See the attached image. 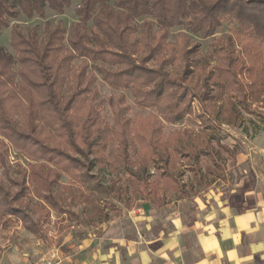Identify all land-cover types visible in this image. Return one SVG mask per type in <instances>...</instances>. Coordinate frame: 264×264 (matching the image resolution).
Segmentation results:
<instances>
[{"label":"trees","instance_id":"16d2710c","mask_svg":"<svg viewBox=\"0 0 264 264\" xmlns=\"http://www.w3.org/2000/svg\"><path fill=\"white\" fill-rule=\"evenodd\" d=\"M72 2L0 0L11 47L0 46V227L18 222L37 238L50 223L97 227L138 202L195 198L240 152L221 125L264 98V0H78L68 26L46 19ZM20 16L44 19L41 34ZM224 21L236 27L202 61L192 36L212 37ZM98 80L148 111L130 116L119 92L106 119ZM10 148L25 164L8 162ZM95 164L113 177L102 181Z\"/></svg>","mask_w":264,"mask_h":264},{"label":"rangeland","instance_id":"374dc122","mask_svg":"<svg viewBox=\"0 0 264 264\" xmlns=\"http://www.w3.org/2000/svg\"><path fill=\"white\" fill-rule=\"evenodd\" d=\"M77 5L78 0H73L72 5L63 14H56L46 9V19L52 24L61 20L65 26H68L76 19L75 7ZM43 21L44 19L38 17L28 20L23 16L16 20L23 29L35 24L39 25L40 34ZM235 27V24L224 21L212 37L200 39L196 35L192 36V40L200 42L202 61H206L211 52V40L228 35ZM179 29V27L172 29L170 39H174ZM0 46L11 50L10 28H5L0 33ZM213 64L211 62V65ZM168 69L174 71L176 67L169 66ZM96 84L100 92V113L106 119L111 120L112 118L108 104L109 98L119 92H123L126 96V102L130 106L128 111L130 116L136 112L146 113L148 111L139 109L133 104L129 90L113 89L101 80H98ZM190 124L191 120L187 117L174 125L164 124L163 131L166 134L171 129L182 128ZM219 135L222 142L229 147L238 145L240 152L226 161L224 178L202 190L195 198L176 200L161 208L149 204L147 210H139L143 207V203L138 202L133 209L129 211L123 209L109 222L97 227L64 221L62 224L69 225V227L60 230L58 224L50 223L45 238H37L22 228L18 222L6 228L0 227V264H66V260L71 263L76 257V247L87 239L110 234L123 235L125 238L139 242L148 233L169 227L170 219L177 210L182 211L188 217H194L197 213L201 214L202 208L205 209L210 205L218 206L223 202L227 204L248 202L250 195L245 192L255 187L256 183L264 184V98L250 104V111L243 113V119L238 125H221ZM17 157L16 150L10 148L8 162L14 165V162L19 160L25 164L23 157ZM92 171L97 173L104 182H108L114 175L109 169L96 164L92 167ZM185 177L186 174H184ZM98 242L102 245V238ZM135 242H132L134 246L137 244Z\"/></svg>","mask_w":264,"mask_h":264},{"label":"crops","instance_id":"0c3cea01","mask_svg":"<svg viewBox=\"0 0 264 264\" xmlns=\"http://www.w3.org/2000/svg\"><path fill=\"white\" fill-rule=\"evenodd\" d=\"M261 184L245 192L248 202L205 206L194 217L177 210L169 227L156 229L139 242L110 234L87 239L76 247L74 261L66 264H264ZM148 206L143 202L139 210Z\"/></svg>","mask_w":264,"mask_h":264},{"label":"built area","instance_id":"2783aa9c","mask_svg":"<svg viewBox=\"0 0 264 264\" xmlns=\"http://www.w3.org/2000/svg\"><path fill=\"white\" fill-rule=\"evenodd\" d=\"M263 157H264V154H263Z\"/></svg>","mask_w":264,"mask_h":264}]
</instances>
